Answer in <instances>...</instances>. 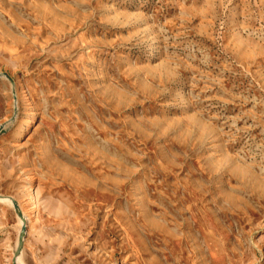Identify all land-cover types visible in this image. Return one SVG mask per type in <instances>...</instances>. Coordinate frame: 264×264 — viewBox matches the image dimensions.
Masks as SVG:
<instances>
[{"label":"rangeland","instance_id":"obj_1","mask_svg":"<svg viewBox=\"0 0 264 264\" xmlns=\"http://www.w3.org/2000/svg\"><path fill=\"white\" fill-rule=\"evenodd\" d=\"M0 125L19 264H264V0H0Z\"/></svg>","mask_w":264,"mask_h":264},{"label":"bare ground","instance_id":"obj_2","mask_svg":"<svg viewBox=\"0 0 264 264\" xmlns=\"http://www.w3.org/2000/svg\"><path fill=\"white\" fill-rule=\"evenodd\" d=\"M13 90H14V97H15V101L17 103V105H16L17 107H19L21 105V103H24V102L27 103L26 104L27 106L30 105L28 103L27 95L24 92V89H23V87H22V85H21L20 82L17 81V82H15L13 84ZM27 109L29 110L30 108L28 107ZM16 113H17L16 110H14V114L15 115H16ZM35 115H36V113H34V111L33 112L31 111L29 113V116L30 117H28L27 119H25L24 122H23V124L20 127H18V129L16 130V133H15L16 136H21L22 134H24L29 129V127L31 126V124L33 122V117ZM32 182H33V179H32L31 176H26L25 181L23 182V186L24 187L26 186L27 187V191H28V193H27V198H28L27 201L28 202L27 203H29L30 200H31V195H32V191L33 190L31 189V186L30 185H31ZM0 198L9 199L8 197H1V196H0ZM18 207H19V205H18ZM29 210L30 209L26 207V209L23 211V218L21 219V227L23 225L27 226L28 222L30 221V213H29L30 211ZM21 227H20V229H21Z\"/></svg>","mask_w":264,"mask_h":264},{"label":"water","instance_id":"obj_3","mask_svg":"<svg viewBox=\"0 0 264 264\" xmlns=\"http://www.w3.org/2000/svg\"><path fill=\"white\" fill-rule=\"evenodd\" d=\"M4 76H5L6 78H8V79L12 82V79H11L7 74H4ZM3 127H4V126L0 125V132H1V130L3 129ZM1 197H2V196H1ZM8 198L12 201L13 207H14V209L16 210V212H17L19 218L22 219V218H23V215H22V213H21V212L19 211V209H18L19 207H18L17 202H16L13 198H11V197H8ZM25 233H26V226L23 225V226L21 227V229H20V232H19V236H18V247H17V250H16V254H15L14 258H13V261H12L13 264H18V263L16 262V257L20 254L21 245H22V240H23V237H24Z\"/></svg>","mask_w":264,"mask_h":264}]
</instances>
